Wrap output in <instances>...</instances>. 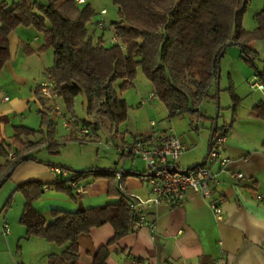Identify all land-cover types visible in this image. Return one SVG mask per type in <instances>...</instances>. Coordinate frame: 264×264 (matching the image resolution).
Segmentation results:
<instances>
[{"label": "trees", "instance_id": "trees-1", "mask_svg": "<svg viewBox=\"0 0 264 264\" xmlns=\"http://www.w3.org/2000/svg\"><path fill=\"white\" fill-rule=\"evenodd\" d=\"M248 1L113 0L118 18L111 23V37L117 38L123 44L122 48L108 44L103 31L96 38L89 32L87 25L94 12L85 0L82 3L75 0H18L11 6L1 1L0 71L10 58L11 31L20 25L34 26L43 33L44 44L53 49V64L45 69V74L55 83L56 92L69 109L73 97L79 93L85 95L88 107L95 98H100L95 121L86 123L93 131L99 129L104 119L112 128L125 120L127 104L115 94L112 85L117 80L122 81L121 86L131 83L139 66L165 106L168 117L195 113L202 101L216 97L215 81L223 55L220 54L229 45L241 48L244 61L251 64L254 73L264 81V70L255 65L258 56L247 46L252 40L264 39V6L254 15L256 26L244 30L241 20ZM23 49L28 54L34 51L27 44ZM39 98L41 111L45 114L51 105ZM231 110L233 120L234 105ZM251 113L264 120V99L252 106ZM228 127L213 126L208 153L216 133L226 134ZM37 133L33 128L17 125L8 139L0 141V159L5 160L4 164L0 163V187L21 162L36 160L29 150L43 146L50 153L58 152L59 143L48 142L44 136L36 139ZM10 154L14 156L10 158ZM66 169L73 174L57 178L52 184L54 190L73 197L71 181L79 182L87 176L105 177L110 181L108 194L118 201L70 211L52 209V219L47 222L32 204L46 186L34 179L26 180L17 186L25 198L19 218L25 227V236L42 237L62 246L60 252L47 255L46 264H79L78 236L108 223L114 230L113 236L98 248L92 262L106 264L108 246L133 231L136 213L128 206L131 198L119 188L114 168ZM129 173L123 170L122 184ZM134 174L145 176L144 172Z\"/></svg>", "mask_w": 264, "mask_h": 264}, {"label": "crops", "instance_id": "crops-1", "mask_svg": "<svg viewBox=\"0 0 264 264\" xmlns=\"http://www.w3.org/2000/svg\"><path fill=\"white\" fill-rule=\"evenodd\" d=\"M15 30L9 34V42L11 43L12 39L15 42L18 39L22 41L15 34ZM247 46L254 51L253 55H257L258 58L264 57V39L252 40L247 43ZM11 58L10 51V58L4 67L10 72L12 78H16ZM261 63L264 65V61ZM225 71V90L230 97V104L227 107L230 111V118L228 122L221 124L229 125L221 154L232 159L229 169L241 171L243 177L241 179L231 178L229 174L220 169L217 161L207 158L212 124L208 135L205 137L202 136L201 132H197L198 135L195 137L175 133L179 141L185 146L183 151L187 154L189 152L195 157V160L188 164H184L188 162L185 156L179 157L178 166L187 169L204 163L216 172L218 184L214 186L210 198H204L197 193L187 191L181 205L159 204L151 206L146 218L154 223V229L151 230L142 226L129 232L117 242L110 244L106 264H133L135 259L141 260L142 264H264V202L256 197L258 194L264 196V144H262L264 143V120L253 116L251 113L252 106L257 101L264 99V95L260 93L256 97L245 98V95L243 96L239 92L237 85V81L243 85L242 78L230 66H226ZM37 87L38 84L32 90L33 94L30 97L11 96L0 92V141L8 139L13 134L15 126H27L14 124L12 125V134H6V127L10 121L9 116L16 118L17 113L25 109V102L28 99L37 100ZM211 100H215V98ZM45 102L46 105H50L49 101L45 100ZM231 105H234L233 120H231ZM39 106L42 109L41 103ZM196 113L199 117L208 118L213 123V118L203 114L199 107L197 112L190 114ZM93 116L94 118L90 123L95 121V114ZM156 126L159 128L157 124ZM100 127L101 123L99 129ZM167 128L169 127L161 126L159 129L165 130ZM107 130L119 138V143H129L135 136L147 134L150 127L148 125L146 132L133 134L129 139L126 132H118L117 128H112L110 123ZM198 130L199 128L196 131ZM33 151L29 150L28 152L32 154ZM132 160L134 159L131 158L129 168L126 167V159L124 161L123 170L131 173L125 177L123 187L129 194L146 199L151 195L149 185L144 176L134 174L137 169ZM38 161L41 162V160ZM113 163V166L108 168L115 169L120 166L117 161ZM61 165L63 164L46 162L45 165L39 163L31 167L34 173L31 176L32 179L46 186L42 196L32 203L45 221L48 222L52 219V209L70 211L78 207H90L118 201L115 196L108 194L110 184L108 178L92 176H87L77 182L82 189L80 192L74 187L72 190L73 197L61 192L64 193L63 196L65 197H63L59 193L60 191L52 188L53 182L62 177L54 169L57 167L68 168V166ZM26 180H21L18 184ZM211 198L217 200L222 210V220L215 219L208 204ZM23 226L22 224V227H19V235L24 233ZM113 233L112 226L106 223L91 229L87 234H80L77 239L79 264H92L98 248L105 244L113 236ZM33 237L46 242L35 241L36 247L39 245L35 250L44 253L46 257L48 254L58 253L62 249V246L49 242L42 237ZM29 263L35 264V261L30 260Z\"/></svg>", "mask_w": 264, "mask_h": 264}, {"label": "rangeland", "instance_id": "rangeland-1", "mask_svg": "<svg viewBox=\"0 0 264 264\" xmlns=\"http://www.w3.org/2000/svg\"><path fill=\"white\" fill-rule=\"evenodd\" d=\"M1 1L11 6L18 0H0V2ZM85 2L90 5L94 12L92 21L87 25L89 32L96 38V36L103 31L104 39L107 41L112 35L110 28L111 23L118 18L116 5L113 0H85ZM262 6H264V0L248 1L241 20V25L244 30H252L256 26L254 15ZM101 9H105L106 13L101 15L99 12ZM99 20L104 22L106 26L105 29H98L96 27V22ZM15 29V34L22 40L20 41L18 39L19 41L17 40V42H15V40L12 39V43L9 42V50L11 51V59L13 61V71L16 78H12L7 68L3 67L0 71V92L7 93L11 96L30 97L31 94H33L32 90L45 78L44 70L53 64V49L51 46L44 44L43 33L38 31L34 26L20 25ZM24 44H27L34 51L29 54L25 53L23 49ZM41 45L44 46L38 51ZM241 55V48L233 44L227 46L219 60L218 126L224 122H228L230 118V111L227 108L230 104V97L225 90L226 66H230L237 72V75L242 78L243 85L240 81H237V85L239 86V92L243 96L245 95V98H250L252 96L256 97L260 93L264 95V90L250 87L249 80L252 78L255 69L251 64L246 63ZM261 61H264V57L262 56L259 59H255V65L259 70L264 68ZM121 83L122 81L117 80L112 86L115 94L126 102L127 111L125 120L117 125L116 128L120 133L126 132L128 139L133 134L146 132L150 119L154 120L159 128L161 126L171 127L175 133L180 135L187 134L195 137L198 135L197 132H201L204 137L208 135L209 128L212 124L211 120L208 118H201L197 113H184L183 115H175L169 118L166 108L157 97L147 101L143 105L139 104L140 99H145L148 93L152 91V85L144 75L140 66L137 67L131 83L124 86H121ZM36 99L35 101L33 99H28V101L25 102V109L18 112L16 118L9 116L10 121L6 127V134H12V125L25 124L38 131L35 135L36 139H40L44 136L49 140L48 142L55 141L59 143V152L49 153L45 148L34 150L32 154L36 159L41 160V162L38 160H26L21 162L15 168L12 176L1 185L0 264H30V260L35 261V264L46 263V255L36 251L39 245L36 247L35 241H40L41 243L46 242L33 236L26 237L24 226V233L19 235L18 231L19 227H22L19 218L25 198L22 191L17 189V186L19 181L33 178L31 177L34 175L31 170L33 165H38L39 163L45 165L46 162H51L53 164H63L61 166L65 165L74 170H81L96 165L101 168H108L113 166V162L116 161L118 165L122 164V159L114 149L97 146L95 142L96 136L102 140L109 138L114 143L119 140L115 134L112 135L108 132L107 128L109 122L106 119L102 120L100 129L94 131L93 136L89 140L83 142L75 139L78 135L72 127L68 129L64 126L66 119L76 120L81 124L90 123L94 118V109L98 106L99 97L95 98L88 107L85 95L79 93L73 97L70 109L62 97H57L55 102H50L51 109L46 110L45 114H43L40 109V98H38V95ZM55 106H58V111H56ZM199 109L203 114L214 118L217 111L215 100L202 101L199 104ZM192 122H198V131L191 127ZM197 151L199 155V150L197 149ZM183 156L188 159V162L184 164H188L195 160L194 155L189 152L187 154L183 151L179 157ZM131 158L134 159L132 161L135 163L134 167H136L137 172L143 173L144 162L137 156L126 157V167L129 168ZM0 163L4 164L5 160L0 159ZM65 170L68 177L73 174L72 171L68 169ZM59 193L62 196L64 195V193ZM7 201H9V204H7ZM3 222H6L10 228L7 234L2 233Z\"/></svg>", "mask_w": 264, "mask_h": 264}, {"label": "built area", "instance_id": "built-area-1", "mask_svg": "<svg viewBox=\"0 0 264 264\" xmlns=\"http://www.w3.org/2000/svg\"><path fill=\"white\" fill-rule=\"evenodd\" d=\"M75 1L77 3L84 2V0ZM99 12L103 15L106 13V10L101 9ZM96 27L98 29L106 28L102 20L96 22ZM106 42L110 45L114 44L121 48L123 47V44L114 37L109 38ZM249 85L251 88L264 90V83L261 82L255 73L249 80ZM55 87V83L45 74V78L38 84L39 96L49 102H55V99L59 97ZM154 98H156V95L152 89L145 99H140L139 104L143 105ZM5 99L7 98L5 97ZM55 109L58 111V106H55ZM148 125L150 130L147 134L137 135L129 143H114L109 138L102 140L98 136L95 137L97 146L114 149L122 159V164L115 168L114 175L119 180V188L131 198L128 201V206L136 213V219L132 224L133 231L142 226H146L151 230L154 229V223L148 221L146 218L151 206L159 204H168L170 206L181 205L187 191L197 193L204 198H210L214 186L219 182L216 172L206 164H197L187 169L179 167L177 161L185 146L179 141L174 130L171 127L161 130L157 128L156 122L152 119L149 120ZM64 126L68 129L72 127L79 138L90 139L93 136L94 131L90 124H81L76 120L66 119ZM191 127L197 130L198 122H192ZM225 140L226 134L216 133L212 139V146L207 158L217 161L220 169L229 174L231 178L241 179L243 177L241 171H231L229 169L232 159L227 155L221 154ZM13 156V154H10L9 157L12 158ZM128 156H137L144 162V177L149 185L151 194L146 199L129 194L120 182L123 174V164ZM54 170L62 177H68L65 169L57 167ZM69 185L75 187L79 192L82 190L74 180ZM256 197L264 202V196L258 194ZM208 204L213 211L215 219L222 220V210L217 200L211 198ZM2 225V233L7 234L10 231L8 224L3 222ZM133 264H142V262L139 259H135Z\"/></svg>", "mask_w": 264, "mask_h": 264}, {"label": "water", "instance_id": "water-1", "mask_svg": "<svg viewBox=\"0 0 264 264\" xmlns=\"http://www.w3.org/2000/svg\"><path fill=\"white\" fill-rule=\"evenodd\" d=\"M223 53L220 54V56L222 55ZM218 83H219V67H218V70H217V76H216V81H215V85H216V97H215V103H216V106H217V111H216V114L213 118V126H216L217 125V117H218V102H219V98H218ZM212 126V128H213Z\"/></svg>", "mask_w": 264, "mask_h": 264}]
</instances>
